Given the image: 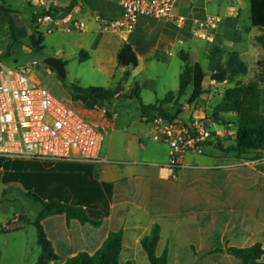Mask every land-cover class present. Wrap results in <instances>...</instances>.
<instances>
[{"label":"crops","instance_id":"1","mask_svg":"<svg viewBox=\"0 0 264 264\" xmlns=\"http://www.w3.org/2000/svg\"><path fill=\"white\" fill-rule=\"evenodd\" d=\"M40 1L42 4L37 7L29 3L32 11L26 14L27 20H31V16L37 10L64 12L68 11L65 9L70 5L69 10L77 5L81 6L82 13L78 18L87 22L88 29L80 32L87 35V39L83 37L78 43L80 54H84V59H88L90 55L87 50L96 54L113 47L115 56L112 59H116L115 68L120 69L126 78L132 76L138 79L136 84L140 87V107L141 103L156 104L158 100L165 98L168 92L177 95L180 74L178 83H175V80L170 82L164 73V67L169 65L175 53L180 52L179 57L182 53L188 54L192 62L199 63L196 57L198 55L205 57L208 49L213 45L228 50L229 43L242 42V38L238 35L240 17L238 14L234 19L232 9L227 8L229 0H179L176 13L188 18V23L183 28L166 20L141 16L132 33L126 36L109 33L110 37L107 33L99 31L94 15L100 14L110 20L119 19L122 8L118 0ZM208 16H219L221 22L214 43L206 44V47L200 51V44L193 48L194 39L200 40L191 33L192 21ZM30 26L34 25L28 23L27 27ZM236 36H239L238 41L235 40ZM112 37L116 39V43ZM124 43H128L133 48L139 62L137 68L128 69L129 76L126 75L127 70L119 68L117 64V56ZM43 45L45 46V38ZM185 47L190 51H185ZM144 70L145 73L141 75ZM208 77L210 79V76ZM116 92L118 93L114 100L130 95L121 91ZM145 92L152 94L154 103L149 101L144 103ZM190 96L191 94L186 98V104L181 107H188L186 105ZM182 97L177 98L167 107L177 104ZM70 98L72 100L73 97ZM75 103L83 111L88 109L86 106H81L78 101ZM201 111L206 112L204 109ZM108 112L110 115L114 114L112 111ZM152 114L145 117L141 115L140 122L130 124L121 123L117 115L110 121L93 116L106 136L101 162L0 158V186L17 188L24 195L25 192H32L46 201L57 200L81 206L91 218L102 221L101 226L94 227L75 219L68 220L64 214L46 217L42 225L54 252L59 256L58 260L50 264H65L82 252L94 254L103 246L109 234L117 231L123 232L120 263L134 264L135 256L139 253L135 251L141 246V239L151 233L155 224L161 228V239L157 248L161 242H164L163 251L165 248L168 249L169 264H180L183 261L182 254L170 252L171 236L177 235L182 230L190 233L194 226H199L200 232H208L210 200H218L215 205L217 208L230 209L233 214L242 215L243 221H248L241 223L240 227L233 228L236 229L235 233H241L237 237L241 242L240 247L252 246L257 242L264 247V162L262 161L264 154L258 159L254 158V155L239 158L235 152L221 151L215 145H211L206 148L210 151L207 153L205 151L203 155H187L184 160L186 170L180 171L176 176L175 172L167 167L170 158L169 147L152 139L153 126L149 121L154 116ZM225 146L228 147L227 144ZM163 148H166L165 155ZM216 151H220L221 154H217ZM19 215L15 214L14 225L10 222L0 225V229L11 230L19 225L21 228L15 233H29L28 227L32 225H23ZM23 217L31 222L36 220V218L31 220L26 215ZM235 219L219 217V223L228 224L235 222ZM226 245L231 246L229 241L225 243V248ZM29 246L28 238L18 236L13 246L16 252H6L8 264H25ZM38 250L40 251V246ZM163 251L156 253L160 256ZM4 253L0 255V264L5 256ZM220 253L219 264H242L240 260H234V256L229 252ZM146 259L147 262L142 258V264H149L147 256ZM192 264L203 263L197 260Z\"/></svg>","mask_w":264,"mask_h":264},{"label":"rangeland","instance_id":"2","mask_svg":"<svg viewBox=\"0 0 264 264\" xmlns=\"http://www.w3.org/2000/svg\"><path fill=\"white\" fill-rule=\"evenodd\" d=\"M227 5V8L232 9L234 19L239 14L238 35L242 38V42L238 44L229 43L227 47L228 50L237 52L241 55L248 66L247 74L235 77L233 81L228 84L211 82L208 77L209 75H207L204 86H206L208 92L203 96L204 98L202 101L199 104L192 105H189L187 102V108L181 107L186 104L185 100L191 94L192 89L189 87L186 94L178 101L179 103L164 108L168 115L172 116L178 114L181 115L184 120H187L202 109L206 110L207 114H211L215 107L221 102L225 89L229 86L245 85L263 75V70L258 63L263 58L264 53L261 46L255 40L258 31L256 28H253L250 20V0H229ZM0 7H5L16 12L12 14V17L16 20L15 29L28 26L26 14L31 13L32 9L27 0H0ZM12 31L9 18L1 16L0 60L11 67L32 64L36 61L37 65L30 67L29 75L52 89L67 102L71 99L70 96H72L73 85H79L83 88L91 86L105 87L107 89L121 91L124 94H131L135 84L138 82V79H135V77L130 76L126 78L125 74L120 72V69L115 68L116 59H112V57L115 56L114 49L112 50L113 47L109 49L106 48L105 52L101 50L96 54L87 50L90 58L80 60L81 50L78 47V43L83 37L87 39L86 34H81L78 31H55L51 34H47L46 27H41V31L44 33L45 38V48L34 49L16 41L12 36ZM107 34L108 37L111 36L109 33ZM112 38L116 43V39L114 37ZM199 44L201 46L199 50L201 51L208 43L194 39L193 48L195 49ZM184 50L190 51L186 47ZM178 54L175 53L169 65L164 67L166 78L170 79V82L175 80V83H178V77L182 71L183 65ZM48 57H56L65 65L66 78L64 80L60 79L56 72L45 64L44 60ZM196 61L207 70L208 61L205 57L198 55ZM160 72L161 71H158V73ZM144 73L145 70L141 75ZM143 101L144 103L148 101L154 103V97L151 93L145 92L143 94ZM102 107L116 114L121 123L130 124L131 122H140L141 120L142 112L140 103L135 98L123 96L114 100L111 104H106ZM262 109L264 112V86L262 87ZM152 115H154V113ZM228 117L235 123L237 119L236 114L231 113ZM209 151L210 150H206V153ZM165 152L166 148H163V155H165ZM216 153L221 154L220 151H216ZM254 154L251 153L250 155ZM183 170L186 169L184 168ZM168 173H170V171H168ZM178 173L179 172H175V175L178 176ZM218 202V200H210L209 202L210 220L207 226L208 232H200L199 226H194V228L191 226L193 231L190 233L182 230L179 231L177 235L172 234L171 241H169L170 252L173 254H182L183 261H181L180 264H192L197 262V260L203 264H219V260L221 259L220 252H227L226 249L224 251L227 241H229V245L231 246L240 247L241 242H239L237 238L240 232L235 233L236 229L233 228L236 226L240 227L241 223H247L248 221H243L242 215L233 214L230 209L217 208L215 205H217ZM41 209L42 207L39 203L22 194L19 189L0 186V225H6L10 222L11 225H14L13 220L15 214H20V218L26 215L31 220H34ZM219 217H225L226 219H231L233 217L236 218V221L222 224L219 223ZM191 227L188 228L192 230ZM28 229L29 233L27 234L15 232H9L7 234L0 233V255L5 252L2 264L9 263L6 252H16L13 250V246L16 244V238L18 236H24V238H28L29 241V253L26 255L25 264H37L38 257L41 254V248L40 251L38 250L37 232L33 226H29ZM164 237H166L165 233ZM190 245H193V247ZM163 248L164 242H161L156 252L161 253ZM135 252L139 253L135 256L136 262L134 264H142V258L147 262L146 255L141 246H138ZM194 252L198 254L196 255ZM233 258L239 261L237 258ZM122 261H124L123 257Z\"/></svg>","mask_w":264,"mask_h":264},{"label":"built area","instance_id":"3","mask_svg":"<svg viewBox=\"0 0 264 264\" xmlns=\"http://www.w3.org/2000/svg\"><path fill=\"white\" fill-rule=\"evenodd\" d=\"M27 1L36 7L42 4L40 0ZM118 1L122 8L119 19L94 15L99 31L126 36L135 30L141 16L166 20L179 28L188 23L186 16L176 13L179 0ZM81 13L80 5L64 12L37 10L32 20L36 30L43 35L41 27H46L47 34L83 32L88 29V24L78 18ZM220 22L219 16L194 19L191 33L199 40L213 44ZM35 65L36 61L11 67L0 60V158L101 162L106 136L93 116L110 121L116 114L110 115L100 104L86 106L88 109L83 111L73 98L67 102L29 75L30 67ZM149 121L153 126L152 139L170 149L167 167L174 172L186 167L187 155H203L211 143L226 141L234 135L232 125H219L205 111H198L187 120L178 114L170 117L155 114Z\"/></svg>","mask_w":264,"mask_h":264},{"label":"trees","instance_id":"4","mask_svg":"<svg viewBox=\"0 0 264 264\" xmlns=\"http://www.w3.org/2000/svg\"><path fill=\"white\" fill-rule=\"evenodd\" d=\"M251 6V23L256 28L258 35L255 37L256 42L261 46L264 53V0H250ZM71 5L65 10H69ZM16 12L5 7H0V17H7L12 26V36L20 43V39L16 37V20L12 14ZM34 15L31 20H27L33 25ZM35 33L38 35V43L36 49H44V35L39 33L33 26ZM236 41L239 36H236ZM8 54V53H7ZM180 58L183 62L182 71L179 77V91L177 95L174 92H168L165 98L158 100L154 105H144L141 103L142 115L145 117L150 113L162 114L164 117H170L164 110L165 107L172 104L177 98L184 96L189 87H192L191 96L188 100L190 105L199 104L200 99L207 94L208 90L204 86L207 75L210 80L218 84H228L240 75L248 72V66L239 53L228 51L222 47L211 46L205 58L208 61L207 70L200 63L192 62L188 54L182 53ZM84 59V54H80V60ZM117 64L119 68H125L126 75L130 73L128 69L138 67V58L133 48L124 43L117 56ZM259 66L263 70V75L254 81H250L242 86H229L225 89V93L221 102L215 107L210 115L219 125H232L234 135L226 141L218 140L210 145H215L217 149L226 152H235L239 158L247 157L251 153L254 158H261L264 154V112L262 109V87L264 86V56L259 61ZM140 87L135 85L130 98L141 100ZM80 93L89 96L100 105L111 104L115 95L118 93L104 87H80L72 86V97ZM178 103V101H177ZM236 114L237 119L233 123L228 117L229 114ZM228 145V147L225 146ZM25 196L39 203L42 207L34 222L22 217L23 225L35 227L37 232L38 244L41 248V254L37 264H50L52 261L59 259L54 252L51 241L42 225V221L53 215H66L68 220H78L82 224H90L94 227L102 225V221L91 218L86 210L81 206L66 204L57 200L46 201L32 192H25ZM21 226H14L11 230L0 229V233L15 232ZM161 239V228L155 224L149 235L143 237L140 241L143 251L146 253L149 264H169L168 249L165 248L163 253L158 256L156 253L157 246ZM123 249V232H111L104 242L103 246L94 254L86 252L69 259L65 264H121L120 254ZM226 251L236 257L242 264H264V247L260 242L247 247H234L226 245ZM125 264H131L126 262Z\"/></svg>","mask_w":264,"mask_h":264},{"label":"water","instance_id":"5","mask_svg":"<svg viewBox=\"0 0 264 264\" xmlns=\"http://www.w3.org/2000/svg\"><path fill=\"white\" fill-rule=\"evenodd\" d=\"M16 37L27 47L36 48L38 43V35L35 33L33 26L20 27L16 29ZM45 64L52 68L58 77L62 80L66 78L65 65L56 57H48L44 60ZM74 101H78L87 107H94L98 103L87 95L77 93L73 97ZM161 115V114H160Z\"/></svg>","mask_w":264,"mask_h":264}]
</instances>
